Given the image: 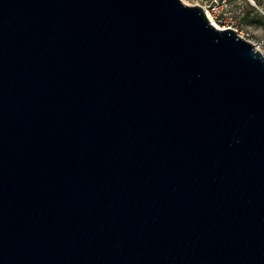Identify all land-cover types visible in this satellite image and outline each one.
<instances>
[{
    "label": "water",
    "instance_id": "water-1",
    "mask_svg": "<svg viewBox=\"0 0 264 264\" xmlns=\"http://www.w3.org/2000/svg\"><path fill=\"white\" fill-rule=\"evenodd\" d=\"M0 264H264V56L182 0H0Z\"/></svg>",
    "mask_w": 264,
    "mask_h": 264
},
{
    "label": "rangeland",
    "instance_id": "rangeland-1",
    "mask_svg": "<svg viewBox=\"0 0 264 264\" xmlns=\"http://www.w3.org/2000/svg\"><path fill=\"white\" fill-rule=\"evenodd\" d=\"M186 5L201 6L210 22L219 21L237 27V34L264 50V0H182ZM254 8V10H253ZM251 13V14H250ZM247 17V18H246Z\"/></svg>",
    "mask_w": 264,
    "mask_h": 264
},
{
    "label": "built area",
    "instance_id": "built-area-1",
    "mask_svg": "<svg viewBox=\"0 0 264 264\" xmlns=\"http://www.w3.org/2000/svg\"><path fill=\"white\" fill-rule=\"evenodd\" d=\"M212 24L215 27H217L218 29H221V30H224V29H234L237 32V27H235V25H232V24L229 25L227 23H221L219 21H214ZM254 47H255V45H254ZM255 49H256V47H255ZM258 50H260V49H258ZM260 53L264 56V50H262Z\"/></svg>",
    "mask_w": 264,
    "mask_h": 264
},
{
    "label": "trees",
    "instance_id": "trees-1",
    "mask_svg": "<svg viewBox=\"0 0 264 264\" xmlns=\"http://www.w3.org/2000/svg\"><path fill=\"white\" fill-rule=\"evenodd\" d=\"M253 10H254V8H253ZM251 14V13H250ZM247 18V17H246ZM261 20H262V22H264V17L263 16H261Z\"/></svg>",
    "mask_w": 264,
    "mask_h": 264
},
{
    "label": "bare ground",
    "instance_id": "bare-ground-1",
    "mask_svg": "<svg viewBox=\"0 0 264 264\" xmlns=\"http://www.w3.org/2000/svg\"><path fill=\"white\" fill-rule=\"evenodd\" d=\"M208 17H209V15H208ZM209 19H210V17H209ZM212 23V22H211Z\"/></svg>",
    "mask_w": 264,
    "mask_h": 264
}]
</instances>
